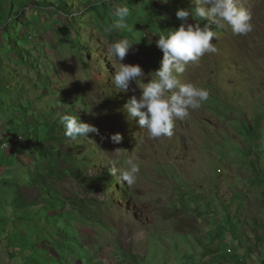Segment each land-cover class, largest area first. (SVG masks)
I'll use <instances>...</instances> for the list:
<instances>
[{
	"label": "rangeland",
	"instance_id": "obj_1",
	"mask_svg": "<svg viewBox=\"0 0 264 264\" xmlns=\"http://www.w3.org/2000/svg\"><path fill=\"white\" fill-rule=\"evenodd\" d=\"M70 2V14L29 4L19 15L27 26L11 23L17 35L28 36L13 48L8 43L0 47V131L7 125L5 130L11 129L10 118L34 121L21 112V104L42 111L61 94L59 114L75 107L81 121L94 125L98 134L71 140L63 129L59 144L47 142L63 158L66 152L77 156L72 161L76 174L88 175L86 182L68 174L46 176L45 181L63 199H86L92 209L84 212V224L71 213L49 220L29 207L23 211L26 221L21 212L11 217L14 198L5 200L3 181L21 186L30 204L49 193L41 181L29 182L37 174L32 156H22L27 165L17 159L11 165L0 148V264H264V241L257 238L264 234V0H239L252 13L253 30L247 36H233L227 25L197 21L210 23L217 33L211 42L218 52L190 64L179 79L207 89L209 99L176 120L170 137L158 138L141 128L138 118H128L123 106L132 95L139 96L142 83H132L135 92L116 88L113 74L120 64L108 49L120 39L135 42L122 63L139 64L147 83L163 57L156 39L180 26L177 9L195 5L191 0ZM93 5L106 11L107 20L89 8ZM125 5L131 10L130 32L112 29L115 8ZM187 23L196 21L189 17ZM51 66L56 70L49 71ZM46 78L49 95L41 89ZM115 133L121 134L120 143L111 141ZM17 134L12 129L5 141L11 142L8 149L19 144ZM129 158L140 166L131 186L108 171L110 163L126 169ZM58 164L73 170L63 160ZM106 178L113 185L108 192L86 187L89 179L93 185ZM20 205L15 207L24 209ZM26 236L34 246L22 242L19 248L6 239Z\"/></svg>",
	"mask_w": 264,
	"mask_h": 264
},
{
	"label": "clouds",
	"instance_id": "obj_2",
	"mask_svg": "<svg viewBox=\"0 0 264 264\" xmlns=\"http://www.w3.org/2000/svg\"><path fill=\"white\" fill-rule=\"evenodd\" d=\"M168 3V0H160ZM194 8H179L176 17L182 21L180 26L170 30L166 35L161 34L156 39V46L162 51L163 57L160 67L148 74L147 83L142 82L146 75L139 64H124L122 61L132 49L135 42L124 38L113 42L109 46V55L116 58L120 67L113 74L116 88L120 91L135 92L131 88L133 82L142 83L139 87L140 94L132 95L124 104L128 118L137 119L141 128H146L152 138L171 136L176 120H184L190 115L189 110L199 109L209 99V91L198 85L188 82L182 83L179 75L186 71L192 64H198L206 54L218 52L215 43L217 33L210 28L214 22L219 28L225 25L230 27L233 36H247L253 30L252 13L240 5L239 0H191ZM131 15L129 7L115 8V20L112 29L132 31L128 20ZM191 17L195 24L187 23ZM207 20L201 26L200 22ZM111 30V29H109ZM65 129V136L71 140L78 137H88L89 133H97L98 129L86 122H82L79 116L64 114L60 117ZM113 143H120V133L111 135ZM7 144H5L6 146ZM108 171L129 186L136 183L140 166L133 158L127 160V168L118 169L110 163Z\"/></svg>",
	"mask_w": 264,
	"mask_h": 264
},
{
	"label": "trees",
	"instance_id": "obj_3",
	"mask_svg": "<svg viewBox=\"0 0 264 264\" xmlns=\"http://www.w3.org/2000/svg\"><path fill=\"white\" fill-rule=\"evenodd\" d=\"M6 1L7 0H0V47H3L7 45L8 43V46L13 48V46H18L17 45L18 43L27 41V37L25 36H28V35H25V36H22L20 34L17 35L16 31L15 32L12 31L10 26H12L11 24L12 22L13 23L15 22L23 23L27 26L26 23L21 22L19 15L21 14L23 9L26 10V8H28L29 4L34 5L36 9L39 11H47L49 8L51 9L52 7V8H56V10L59 13H65V14H70L71 12L70 9L73 7L70 0H13L12 3L11 4L8 3V5ZM89 8H92L94 11H97L103 19L107 20L106 11L100 9V6L93 5ZM75 32L76 31L73 32L71 30V34H74ZM3 35L5 36L4 38H3ZM18 55H20L23 59H27L25 54L21 53L20 51L18 52ZM54 70H56V67L54 66H51L49 68V71H54ZM44 82L46 83V88L42 86L41 89H44L45 91H47L49 95L51 81L48 78H46L44 79ZM43 95L44 94H39V97L42 98ZM62 99L64 98L62 97L61 94L57 95V97L55 98L54 97L51 98L50 100H48V103H50V107L48 106L46 109L43 108L42 111L41 109L40 110L34 109L33 107H27L21 104L24 109L21 112H26L27 113L26 117L31 118L34 121L31 123H22L18 121V117L10 118L9 123H10L11 129L8 128V130H5V128L8 127L7 125L4 127L3 130L0 131V141H1L0 148L5 152V155L8 157L7 162L11 165H15L18 163H13L11 159L13 160L17 159L18 162L20 163L21 161L24 162L21 159L22 156H28V155L32 156L34 161H36V165H35V169L37 171L36 177L32 178V176H29L28 174L22 171H20V173L24 176L31 177L29 182L31 181L40 182L41 181L43 184V187H48V193H49L48 196L47 195L44 196L43 194H40L39 195L40 199L36 201L35 203L30 204L26 201L24 197H22V193L20 191L21 186L17 187L15 183H12L9 181H3L4 185H1V186H2V191L4 195L6 196L5 200L8 201L7 199L14 198L13 199L14 204L10 206L11 208L8 211V214H10L11 217L15 216V218H18L17 217L18 212H21L22 216L20 217V219H23L26 221L28 219V216H27L28 214L23 211L29 207L30 210L38 211V213L42 212L45 218L49 220H50V217L53 218V217H58L60 215L71 213L74 216H77L78 219L81 220V223H83L82 220H85V217H86L84 216V212L88 211L89 209H92V206L89 204V202L86 199H80L77 201H68L67 198L63 199V197L59 194L60 193L59 190L55 188L53 184L48 186V183H46L45 181L46 176L60 177L64 174L75 175L79 178V180H82L85 178V182L88 180V175H86L85 177H82L81 174L79 175L76 174L77 170H76V167H74V163L72 162L73 160L77 159L76 155H73L70 153L68 154L66 152V156L63 158L61 154H59L58 151H54L55 150L54 148H52V150L49 149L47 145V142H58V144L61 142V139L58 133H61L62 130L64 129V126L60 120V117L62 115L69 114V115L77 116L75 107L66 108L67 109L66 113L59 114L58 111L60 110V108L62 109L63 107V104L61 105ZM30 108L33 109V112L29 111ZM14 128L18 131L16 139L19 144L16 145L15 149H11V148L8 149L10 146H5V144L10 145L11 142H5V141H7L6 140L7 138L11 137L12 129ZM20 131L21 133H19ZM3 135H5L6 137L5 139L3 138ZM62 160L63 162H67L68 164H70L73 170H70L67 168L60 169L58 162H61ZM24 164L27 165V163L25 162ZM92 177H97V174H94ZM101 182H105V186L100 185ZM111 182H112L111 178H106V181H97V182L94 181L95 184L92 185L89 179L86 187L89 189L91 188V190L103 189L106 192H108L107 188L109 186H113V185H110ZM94 185H97L98 187ZM10 187H15L16 189L14 188L10 190ZM262 192L264 193V191ZM19 202H21L22 204L19 207H22L24 209L19 210L18 208L15 207V205L19 204ZM38 206L41 208L38 209ZM258 236H260V237H257L259 240L264 241V234L258 235ZM6 239H8V242H10V244L15 247L21 248L20 244L22 242H26L27 247L31 245L34 246V244L31 241L32 239L30 238V236L28 237L26 236L22 238L21 240L16 239V237L15 238L8 237Z\"/></svg>",
	"mask_w": 264,
	"mask_h": 264
},
{
	"label": "crops",
	"instance_id": "obj_4",
	"mask_svg": "<svg viewBox=\"0 0 264 264\" xmlns=\"http://www.w3.org/2000/svg\"><path fill=\"white\" fill-rule=\"evenodd\" d=\"M242 257H243V255H242ZM243 259L246 260V257H243ZM236 262L241 263V261H239L238 258H236ZM250 263H252V261Z\"/></svg>",
	"mask_w": 264,
	"mask_h": 264
}]
</instances>
